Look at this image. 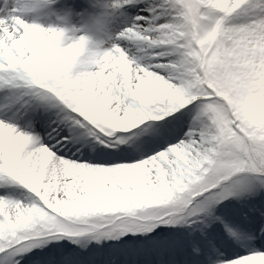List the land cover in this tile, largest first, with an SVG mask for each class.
<instances>
[{
  "label": "snow or ice",
  "instance_id": "1",
  "mask_svg": "<svg viewBox=\"0 0 264 264\" xmlns=\"http://www.w3.org/2000/svg\"><path fill=\"white\" fill-rule=\"evenodd\" d=\"M0 264H264V0H0Z\"/></svg>",
  "mask_w": 264,
  "mask_h": 264
},
{
  "label": "clouds",
  "instance_id": "2",
  "mask_svg": "<svg viewBox=\"0 0 264 264\" xmlns=\"http://www.w3.org/2000/svg\"><path fill=\"white\" fill-rule=\"evenodd\" d=\"M10 6L14 3V0H9Z\"/></svg>",
  "mask_w": 264,
  "mask_h": 264
}]
</instances>
